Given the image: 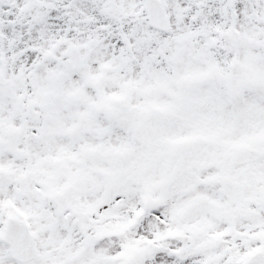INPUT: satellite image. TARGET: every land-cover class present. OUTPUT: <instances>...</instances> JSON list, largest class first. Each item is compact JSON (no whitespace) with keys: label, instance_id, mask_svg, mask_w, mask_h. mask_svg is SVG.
I'll return each instance as SVG.
<instances>
[{"label":"snow or ice","instance_id":"snow-or-ice-1","mask_svg":"<svg viewBox=\"0 0 264 264\" xmlns=\"http://www.w3.org/2000/svg\"><path fill=\"white\" fill-rule=\"evenodd\" d=\"M0 264H264V0H0Z\"/></svg>","mask_w":264,"mask_h":264}]
</instances>
